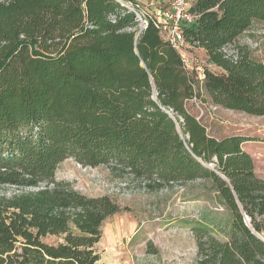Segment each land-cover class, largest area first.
<instances>
[{"label":"trees","instance_id":"obj_1","mask_svg":"<svg viewBox=\"0 0 264 264\" xmlns=\"http://www.w3.org/2000/svg\"><path fill=\"white\" fill-rule=\"evenodd\" d=\"M193 9L186 41L220 69H201L213 104L264 116V62L236 44L264 22V0ZM194 94L181 53L152 22L139 33L119 0H0V187L18 189L0 196V264H104L102 226L122 208L58 180L69 158L149 191L209 181L231 231L222 241L194 227L196 264H264V176L245 148L256 139L210 134L187 107Z\"/></svg>","mask_w":264,"mask_h":264},{"label":"rangeland","instance_id":"obj_2","mask_svg":"<svg viewBox=\"0 0 264 264\" xmlns=\"http://www.w3.org/2000/svg\"><path fill=\"white\" fill-rule=\"evenodd\" d=\"M236 44H247L252 56L264 62V22L254 21ZM186 54L200 70H220L200 48L191 47ZM195 91L204 114H200L194 102L189 101L187 107L205 122L210 134L240 132L256 139L246 148L253 154L256 172L263 175L264 116L214 109L202 71L196 74ZM56 178L73 182L77 190L88 196L109 195L121 206V212L107 218L102 226L103 236L97 251L104 264H196L198 247L194 227H206L222 241L229 238L232 213L209 181L196 180L149 191L125 173L115 172L106 165L85 167L72 158L59 165ZM17 191L0 187V196ZM43 240L51 244L62 241L57 236Z\"/></svg>","mask_w":264,"mask_h":264},{"label":"built area","instance_id":"obj_3","mask_svg":"<svg viewBox=\"0 0 264 264\" xmlns=\"http://www.w3.org/2000/svg\"><path fill=\"white\" fill-rule=\"evenodd\" d=\"M119 1L125 4L129 12L135 13L139 33L144 31L152 22L158 29L162 39L171 43L181 53L185 70L194 73L196 77V74L201 70L197 67L196 62L186 54L187 50L193 48V46L186 41L184 33V26L198 19V14L193 9L195 2L191 0H170L169 4L161 9V12L155 14L133 0ZM233 53L231 51L229 55ZM190 101L196 104L200 114L203 115V104L197 99L196 91ZM217 107V105L213 106L214 109H217ZM168 113L171 114L170 111Z\"/></svg>","mask_w":264,"mask_h":264},{"label":"crops","instance_id":"obj_4","mask_svg":"<svg viewBox=\"0 0 264 264\" xmlns=\"http://www.w3.org/2000/svg\"><path fill=\"white\" fill-rule=\"evenodd\" d=\"M133 1H139V3L143 6V7H145V8H147V9H149L151 12H153V13H159V12H161V9H163L165 6H167L168 4H169V2H170V0H133ZM191 1H193V2H195L196 0H191ZM200 50L202 51V53H204V55H205V57H206V53H205V51L202 49V48H200ZM218 107H220V106H218ZM220 108H222V107H220ZM224 109V108H223ZM225 110H228V109H225ZM231 111V110H230ZM233 111V110H232ZM204 124H205V122L202 120V119H200ZM206 125V124H205ZM207 126V125H206ZM207 130H208V132H209V128L207 127ZM212 135L213 136H215V137H222V136H225V134H222V135H217V134H214V133H212ZM247 144L248 143H246L245 144V148H246V146H247ZM247 149V148H246ZM250 153L252 154V152L250 151ZM252 156H253V154H252ZM261 176H264V174L263 175H261Z\"/></svg>","mask_w":264,"mask_h":264},{"label":"water","instance_id":"obj_5","mask_svg":"<svg viewBox=\"0 0 264 264\" xmlns=\"http://www.w3.org/2000/svg\"><path fill=\"white\" fill-rule=\"evenodd\" d=\"M246 220H247V222H249V221H248L249 219L247 218V216H246Z\"/></svg>","mask_w":264,"mask_h":264}]
</instances>
